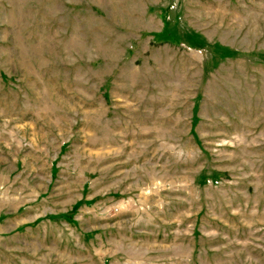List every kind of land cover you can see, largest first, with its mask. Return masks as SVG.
<instances>
[{
	"label": "rangeland",
	"instance_id": "374dc122",
	"mask_svg": "<svg viewBox=\"0 0 264 264\" xmlns=\"http://www.w3.org/2000/svg\"><path fill=\"white\" fill-rule=\"evenodd\" d=\"M0 264H264V0H0Z\"/></svg>",
	"mask_w": 264,
	"mask_h": 264
}]
</instances>
